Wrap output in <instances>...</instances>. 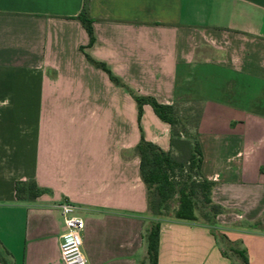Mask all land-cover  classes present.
Returning a JSON list of instances; mask_svg holds the SVG:
<instances>
[{"label": "crops", "instance_id": "0c3cea01", "mask_svg": "<svg viewBox=\"0 0 264 264\" xmlns=\"http://www.w3.org/2000/svg\"><path fill=\"white\" fill-rule=\"evenodd\" d=\"M0 0V264H61L59 205L87 264H144L135 147L170 126L135 97L201 109L212 224L163 220L157 264H264V0ZM41 194L17 200L15 183Z\"/></svg>", "mask_w": 264, "mask_h": 264}, {"label": "trees", "instance_id": "16d2710c", "mask_svg": "<svg viewBox=\"0 0 264 264\" xmlns=\"http://www.w3.org/2000/svg\"><path fill=\"white\" fill-rule=\"evenodd\" d=\"M88 0H84L83 11L78 19L91 37V19L86 14ZM138 108V121L142 114L143 105H149L154 114L170 126V149L167 152L141 136L135 147L139 157V173L147 189V204L150 219L143 230V242L146 248L144 264H157L160 223L165 217L168 202L177 204L170 220L183 222H198L196 215L200 195L205 224H212L213 218L220 213L219 206L210 200L213 183L200 176L201 153L196 141L201 109L195 105L181 104L163 105L149 97H135ZM192 134V137H189ZM194 175H191V174ZM41 194L33 181L15 183L17 200H35ZM243 264H248L247 258L238 253ZM1 264H7L1 261Z\"/></svg>", "mask_w": 264, "mask_h": 264}, {"label": "built area", "instance_id": "2783aa9c", "mask_svg": "<svg viewBox=\"0 0 264 264\" xmlns=\"http://www.w3.org/2000/svg\"><path fill=\"white\" fill-rule=\"evenodd\" d=\"M64 229L60 234L59 257L61 264H87L82 250L83 220L76 214L75 206L69 203L59 205Z\"/></svg>", "mask_w": 264, "mask_h": 264}, {"label": "rangeland", "instance_id": "374dc122", "mask_svg": "<svg viewBox=\"0 0 264 264\" xmlns=\"http://www.w3.org/2000/svg\"><path fill=\"white\" fill-rule=\"evenodd\" d=\"M189 137H192V134H190ZM191 175H194V174L192 173ZM197 200H198V205H197V210H196V215L198 217L197 220L201 223H204L205 219H204L203 215L208 214V212H207L206 208L203 207L200 195H198ZM176 207H177V204L174 201L171 200L168 202V208H167V212H166L167 216L165 217L166 219L172 218L173 212L176 209ZM147 225L148 224H146V226Z\"/></svg>", "mask_w": 264, "mask_h": 264}]
</instances>
